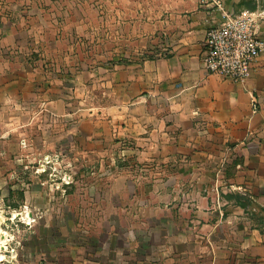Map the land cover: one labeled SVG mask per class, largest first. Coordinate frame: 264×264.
<instances>
[{
	"label": "rangeland",
	"instance_id": "rangeland-1",
	"mask_svg": "<svg viewBox=\"0 0 264 264\" xmlns=\"http://www.w3.org/2000/svg\"><path fill=\"white\" fill-rule=\"evenodd\" d=\"M17 1L0 0V67L9 81L2 85L0 114L11 130V143L0 148V264H260L249 238L253 230L264 235V200L243 196L253 204L243 209L229 199L235 207L226 209V218L217 204L197 218L193 198L173 192L185 168L140 164L123 139L102 138L100 124L94 133L81 123L97 111L108 113L106 67L124 60L123 32L109 29L108 0H54L46 19L43 0ZM215 2L220 17V9H264V0ZM76 75L85 76L82 85ZM30 78L38 98L50 89L61 105L40 107L33 126L28 102L16 110L8 100ZM215 218L219 224H199Z\"/></svg>",
	"mask_w": 264,
	"mask_h": 264
},
{
	"label": "crops",
	"instance_id": "crops-1",
	"mask_svg": "<svg viewBox=\"0 0 264 264\" xmlns=\"http://www.w3.org/2000/svg\"><path fill=\"white\" fill-rule=\"evenodd\" d=\"M53 1L43 0L44 19L47 12L51 13ZM108 2L112 6L108 22H114L109 29L123 32L124 48L120 54L124 53V60L106 67L108 113L99 115L97 111L81 123L94 127V133L100 124L96 132L103 127L99 133L102 138L109 134L123 139L129 150L137 152L140 164L170 163L177 171L185 168L186 173L176 178L184 188H179L181 184L177 182L173 192L179 196L183 190L182 193L193 198L191 211L198 214L197 218L212 204L223 207L221 211L226 218V209L235 207L227 196H248L255 203L264 200V58L254 65L244 85L207 74L202 64L206 32L221 21L213 4L215 0L209 4L207 0ZM13 4L18 1L13 0ZM79 18L82 20V16ZM119 21L123 22L122 30L117 28ZM47 35L44 31V36ZM132 37L136 39L132 41ZM50 51L59 50L53 46ZM126 52L144 53L148 57L127 60ZM30 67L19 73H29ZM4 76L0 67V111L5 103L1 95ZM74 78L78 85L85 76ZM35 85V78L23 79L22 87L8 99L16 110L28 102L29 126L36 125L40 107L51 111V107L61 106L50 89L43 98H38ZM26 87L31 88L30 94H24ZM2 117L0 114L1 149L11 143L6 142L9 138L6 133L11 130L5 129ZM1 149L0 159H4ZM15 160L23 162L20 156ZM219 219L199 224L208 227L219 224ZM252 232L249 243L254 247L250 252L255 254L254 260L264 264V235L260 236L257 230Z\"/></svg>",
	"mask_w": 264,
	"mask_h": 264
},
{
	"label": "built area",
	"instance_id": "built-area-1",
	"mask_svg": "<svg viewBox=\"0 0 264 264\" xmlns=\"http://www.w3.org/2000/svg\"><path fill=\"white\" fill-rule=\"evenodd\" d=\"M220 10V23L206 32L203 68L207 74L244 85L254 65L264 58V9Z\"/></svg>",
	"mask_w": 264,
	"mask_h": 264
},
{
	"label": "trees",
	"instance_id": "trees-1",
	"mask_svg": "<svg viewBox=\"0 0 264 264\" xmlns=\"http://www.w3.org/2000/svg\"><path fill=\"white\" fill-rule=\"evenodd\" d=\"M254 10H256V8H253L251 11H254ZM227 199H236V200H239L238 205L241 208H243V209H246V208L251 207L253 205L252 203L246 204V203L242 202L241 200H243V197H241V196H236V195L227 196Z\"/></svg>",
	"mask_w": 264,
	"mask_h": 264
}]
</instances>
